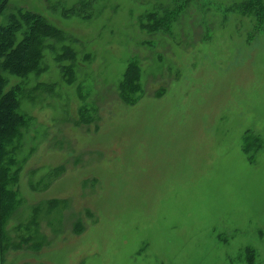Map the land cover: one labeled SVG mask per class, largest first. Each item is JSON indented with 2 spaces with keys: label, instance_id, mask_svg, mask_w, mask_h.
<instances>
[{
  "label": "rangeland",
  "instance_id": "rangeland-1",
  "mask_svg": "<svg viewBox=\"0 0 264 264\" xmlns=\"http://www.w3.org/2000/svg\"><path fill=\"white\" fill-rule=\"evenodd\" d=\"M37 18L36 68L0 58L31 245L0 264H264V0H7L0 24L17 45Z\"/></svg>",
  "mask_w": 264,
  "mask_h": 264
},
{
  "label": "trees",
  "instance_id": "trees-1",
  "mask_svg": "<svg viewBox=\"0 0 264 264\" xmlns=\"http://www.w3.org/2000/svg\"><path fill=\"white\" fill-rule=\"evenodd\" d=\"M7 0H0V13L5 6ZM29 20V17H25ZM43 20L36 19L33 28L28 27L27 31L23 30L24 39L21 43L15 45L16 34L18 32L19 24L13 23L10 27H4L0 24V58L6 57V66H1L2 69H10L13 74H24L34 70L43 57V46L45 41L42 37L44 33V26L41 23H37ZM42 36V37H41ZM131 74H136V71L132 70ZM128 73V78L129 75ZM134 74V75H135ZM131 79V76H130ZM3 76L0 74V248L10 246L12 249L21 248L23 244H27L29 240H17L13 241L10 237V232L6 228L7 217L5 211H10L13 207L12 198L15 197V191L12 189V184L18 179L19 168H13V157H10L8 162H5V158L10 154L7 146L11 144L17 136H20L21 130L26 127L27 120L19 111L18 101L13 95V91H2ZM6 145V146H5ZM5 146V147H4ZM15 203V201H14ZM6 250V249H5ZM2 253H5L4 251Z\"/></svg>",
  "mask_w": 264,
  "mask_h": 264
}]
</instances>
